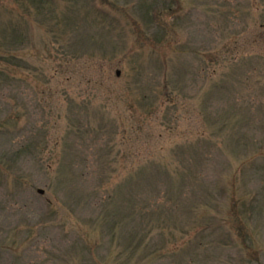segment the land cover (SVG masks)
I'll return each instance as SVG.
<instances>
[{
	"label": "rangeland",
	"instance_id": "374dc122",
	"mask_svg": "<svg viewBox=\"0 0 264 264\" xmlns=\"http://www.w3.org/2000/svg\"><path fill=\"white\" fill-rule=\"evenodd\" d=\"M0 264H264V0H0Z\"/></svg>",
	"mask_w": 264,
	"mask_h": 264
}]
</instances>
